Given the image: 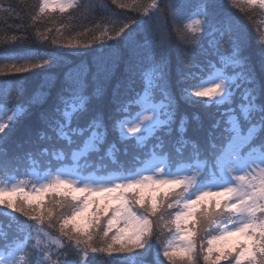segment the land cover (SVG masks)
Here are the masks:
<instances>
[{
    "label": "snow or ice",
    "instance_id": "snow-or-ice-1",
    "mask_svg": "<svg viewBox=\"0 0 264 264\" xmlns=\"http://www.w3.org/2000/svg\"><path fill=\"white\" fill-rule=\"evenodd\" d=\"M241 3L264 11L100 0L63 42L28 33L82 0L0 5L21 33L0 44L40 47L0 54V77L40 76L0 86V264H264V31L254 52Z\"/></svg>",
    "mask_w": 264,
    "mask_h": 264
},
{
    "label": "trees",
    "instance_id": "trees-1",
    "mask_svg": "<svg viewBox=\"0 0 264 264\" xmlns=\"http://www.w3.org/2000/svg\"><path fill=\"white\" fill-rule=\"evenodd\" d=\"M37 0H0V5L7 7L9 4L15 5L21 9L24 8L25 4H35ZM79 2V0H78ZM92 2H100V0H82V3L84 7H81V9L71 12V14L65 13H53L49 17L41 18L40 21L36 23L34 27L30 28V31L28 35H34L35 31L38 29L41 33H45L48 36L49 42L52 39H59L62 42L66 40L70 36H75L78 33H84L85 30L88 31V34L86 36H81L80 38L84 41H87L92 38V36L95 34V26L96 24L102 19L106 18L107 15L105 14L104 17L97 15L95 18L91 15L90 10L88 9L87 5H89ZM106 2L111 5V0H106ZM165 3H167V0H164ZM194 3L195 0H192ZM112 9L116 13L117 16H123L127 13L124 10L116 8L115 5H111ZM240 7L245 9L246 12H250L252 15V20H248L245 18L244 14H242L239 11L233 10V14L237 17H239L242 24H244L247 28V32L251 38V43L253 45V51H258V47L255 46V35H254V29H259L261 31H264V11L257 9L249 10L246 5L243 3L240 4ZM191 9L185 10V12L182 15V25L183 22H187L188 18L191 17ZM27 19V16L25 17ZM161 24L164 23V20L161 19ZM168 26H171L172 20L171 18L167 21ZM29 24L31 22L29 21ZM111 25H101V30L103 27H110ZM59 29V31H57ZM12 34L20 35L21 33L15 32V30H6L3 26H0V36H11ZM175 47V44H174ZM29 49L33 50H40V47L35 39L32 40H26L16 46H10L8 48H5L3 44H0V54H3L5 51L9 53H20L23 54ZM8 81L11 85L13 82H19L20 85H23L29 89L35 88L38 86L40 82V76L36 73H24V74H18L8 77H0V86H3V82ZM195 109H190V111H194ZM22 135V133H21ZM163 228V224L161 225ZM51 231V230H49ZM162 235L167 238L168 232L167 229L164 228ZM199 244V241H198ZM96 264H100L99 258L96 261Z\"/></svg>",
    "mask_w": 264,
    "mask_h": 264
}]
</instances>
